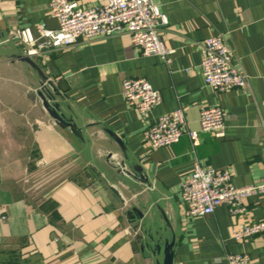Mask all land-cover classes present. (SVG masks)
Returning a JSON list of instances; mask_svg holds the SVG:
<instances>
[{"label": "crops", "instance_id": "obj_1", "mask_svg": "<svg viewBox=\"0 0 264 264\" xmlns=\"http://www.w3.org/2000/svg\"><path fill=\"white\" fill-rule=\"evenodd\" d=\"M152 1L167 17L158 27L174 50L167 60L144 55L127 33L30 56L82 130L78 137L49 117L41 78L20 59L27 47L14 37L25 27L37 36L41 24L58 29L48 1L0 0V264L8 252L16 264H156L162 253L147 245L149 236L163 242L172 234L174 264H225L239 252L264 264V233L232 237L237 223L264 221V194L248 197L237 218L226 205L186 218L181 194L196 159L231 172L239 187L264 179V0ZM79 2L91 8L107 0ZM216 35L233 48L250 89L217 92L205 83L200 43ZM126 78L149 81L162 102L142 116L123 95ZM203 106L225 111L224 137L200 132ZM179 107L197 142L184 134L151 149L145 129ZM133 208L143 217L129 216Z\"/></svg>", "mask_w": 264, "mask_h": 264}, {"label": "built area", "instance_id": "obj_2", "mask_svg": "<svg viewBox=\"0 0 264 264\" xmlns=\"http://www.w3.org/2000/svg\"><path fill=\"white\" fill-rule=\"evenodd\" d=\"M47 1L50 15L59 22L58 29L41 24L37 27V36L29 27L15 32L14 37L27 47L29 56H43L80 39L91 41L121 33L129 34L133 45L144 55L167 60L174 52L158 30L161 24L167 23V17L152 0H107L91 8L81 6L79 0ZM200 48L202 73L208 86L217 92L251 88V77L235 65L234 50L222 35L203 40ZM261 77L264 80V74ZM122 90L128 106L142 116L162 102L161 92L143 78L124 79ZM199 121L200 132L225 136L226 114L221 107L203 106ZM184 134L197 142L198 133L188 128L185 110L179 107L150 124L144 131V139L151 149H157L177 143ZM181 194L186 218L212 214L221 205L228 206L232 217L237 218L246 212L248 197L264 194V179L260 184L239 187L233 183L231 172L203 166L196 159L182 182ZM262 233L264 221L239 222L232 230V237L242 241ZM225 264H250V256L244 252L228 254Z\"/></svg>", "mask_w": 264, "mask_h": 264}, {"label": "water", "instance_id": "obj_3", "mask_svg": "<svg viewBox=\"0 0 264 264\" xmlns=\"http://www.w3.org/2000/svg\"><path fill=\"white\" fill-rule=\"evenodd\" d=\"M20 59L29 63L35 70H37L41 78V87L38 91V95L42 101V105L49 117L56 124L62 128H70V130L78 137H82V130L78 125L71 119H69L64 112H62L60 103L56 101V97L59 94L54 84L48 80L47 75L43 72L40 66L29 56H21ZM113 138L121 146L122 150L125 152V145L122 140L113 132H110ZM115 190V189H114ZM117 192V190H115ZM118 193V192H117ZM134 213H137L140 217H143V212L138 208H133L132 211H129V216L134 217ZM150 243L147 242V245L152 246L153 252L155 254L162 253V259L157 260L156 264H174L175 256V245H176V236L172 234L171 238H165L163 242L160 240H155L153 236H149ZM161 239V238H160Z\"/></svg>", "mask_w": 264, "mask_h": 264}, {"label": "trees", "instance_id": "obj_4", "mask_svg": "<svg viewBox=\"0 0 264 264\" xmlns=\"http://www.w3.org/2000/svg\"><path fill=\"white\" fill-rule=\"evenodd\" d=\"M3 256V264H16V255L14 253H3Z\"/></svg>", "mask_w": 264, "mask_h": 264}]
</instances>
